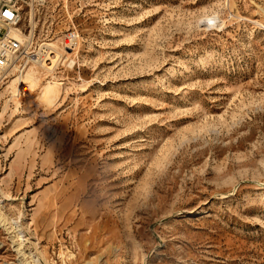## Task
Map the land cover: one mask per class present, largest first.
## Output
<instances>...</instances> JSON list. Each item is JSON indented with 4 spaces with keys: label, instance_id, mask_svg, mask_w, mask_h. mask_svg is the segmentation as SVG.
I'll list each match as a JSON object with an SVG mask.
<instances>
[{
    "label": "rangeland",
    "instance_id": "obj_1",
    "mask_svg": "<svg viewBox=\"0 0 264 264\" xmlns=\"http://www.w3.org/2000/svg\"><path fill=\"white\" fill-rule=\"evenodd\" d=\"M20 27L14 94L54 98L0 91V264H264V0H47Z\"/></svg>",
    "mask_w": 264,
    "mask_h": 264
},
{
    "label": "built area",
    "instance_id": "obj_2",
    "mask_svg": "<svg viewBox=\"0 0 264 264\" xmlns=\"http://www.w3.org/2000/svg\"><path fill=\"white\" fill-rule=\"evenodd\" d=\"M47 0H0V91L9 93V99L17 107L21 101L19 93L10 98L11 87L15 88L19 54L23 49V32L20 23L26 7H42ZM8 13V15H5ZM65 43L67 48L73 46L71 36ZM30 85H20L18 88L28 90Z\"/></svg>",
    "mask_w": 264,
    "mask_h": 264
},
{
    "label": "bare ground",
    "instance_id": "obj_3",
    "mask_svg": "<svg viewBox=\"0 0 264 264\" xmlns=\"http://www.w3.org/2000/svg\"><path fill=\"white\" fill-rule=\"evenodd\" d=\"M44 46H46L50 50H52L51 52H48V54L46 55V60H48V62L47 63H45V62L42 63V65H44L46 67H49V69H50L56 63V61H57V59L59 57L58 55H60V53L56 50L54 45L51 44V43L44 44ZM52 47L55 48L54 51H53ZM51 84H52L51 82H48L47 84L37 85V82H31V87L32 88H31V90L29 92H27V90L25 91L24 88H17V92L16 93L17 94L19 93V95L21 96V101L17 102V107L21 108L23 105L27 104L30 101H37L39 105L40 104L48 105L52 101V99L54 98L53 96L51 97L49 95V87H50ZM32 90H33V92H32ZM13 95H15L14 94V89L11 87V90H10L11 98H12ZM15 231L17 232L16 236L18 238H21L22 234H21L20 229H16ZM20 240H23V239H20ZM27 264H30V262L27 261ZM33 264H40L38 258H34L33 259Z\"/></svg>",
    "mask_w": 264,
    "mask_h": 264
},
{
    "label": "snow or ice",
    "instance_id": "obj_4",
    "mask_svg": "<svg viewBox=\"0 0 264 264\" xmlns=\"http://www.w3.org/2000/svg\"><path fill=\"white\" fill-rule=\"evenodd\" d=\"M5 15H8V13H5Z\"/></svg>",
    "mask_w": 264,
    "mask_h": 264
}]
</instances>
